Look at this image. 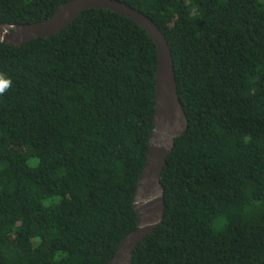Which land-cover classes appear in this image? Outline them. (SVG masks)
Returning <instances> with one entry per match:
<instances>
[{"label": "trees", "instance_id": "obj_1", "mask_svg": "<svg viewBox=\"0 0 264 264\" xmlns=\"http://www.w3.org/2000/svg\"><path fill=\"white\" fill-rule=\"evenodd\" d=\"M73 0H0V25ZM166 36L188 129L161 177L165 217L133 264H264V0H116ZM158 50L89 10L0 47V264H109L138 226Z\"/></svg>", "mask_w": 264, "mask_h": 264}, {"label": "water", "instance_id": "obj_2", "mask_svg": "<svg viewBox=\"0 0 264 264\" xmlns=\"http://www.w3.org/2000/svg\"><path fill=\"white\" fill-rule=\"evenodd\" d=\"M89 10H107L136 23L151 37L158 50L154 129L134 202L138 226L126 237L109 263L133 264L135 250L163 223L165 198L161 177L176 140L188 129L187 116L178 96L172 51L166 36L149 17L120 1L73 0L61 5L47 21L29 25H0V47H22L34 40L60 34L80 14Z\"/></svg>", "mask_w": 264, "mask_h": 264}]
</instances>
